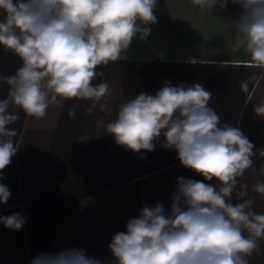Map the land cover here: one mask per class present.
<instances>
[{"label": "clouds", "instance_id": "clouds-1", "mask_svg": "<svg viewBox=\"0 0 264 264\" xmlns=\"http://www.w3.org/2000/svg\"><path fill=\"white\" fill-rule=\"evenodd\" d=\"M231 2L242 9L236 26L245 63L264 69V0ZM192 3L209 12L229 0ZM156 8L157 0H0V46L21 61L14 74L0 76L8 86L7 97L0 99V181L20 150L17 130L10 127L20 116L10 108L42 118L51 105L75 99L92 101L91 113L100 98L111 95L97 69L120 60L134 39L148 38ZM241 87L247 92V82ZM211 97L199 83L166 81L154 95L140 93L121 103L115 119L97 121V136L106 133L133 153L154 151L163 135L162 147L175 149L181 165L203 177L176 178L169 212L157 202L129 218L126 231L114 234L108 245L115 264H249L260 250L264 213L254 210V200L245 198L248 186L241 183L247 170H257L255 145L237 127L221 123L209 107ZM254 112L264 117V101ZM259 156L264 158V149ZM259 171L264 174V165ZM254 191L264 195V181H257ZM234 193L239 202H231ZM11 195L0 182V205ZM25 223L20 212L0 214V224L13 231ZM31 264L102 262L84 249L69 248L40 253Z\"/></svg>", "mask_w": 264, "mask_h": 264}, {"label": "crops", "instance_id": "crops-1", "mask_svg": "<svg viewBox=\"0 0 264 264\" xmlns=\"http://www.w3.org/2000/svg\"><path fill=\"white\" fill-rule=\"evenodd\" d=\"M241 12L231 0L209 12L192 0H157V22L150 25L148 38L134 39L120 60L97 69L103 71L100 80H107L111 95L100 98L91 113L92 101L75 99L51 105L42 118L10 108L20 116L10 125L17 130L14 140L20 150L3 171L0 182L12 195L0 205V214L20 212L26 223L19 231L0 224V264H31L40 253L69 248L115 264L108 245L114 234L126 231L129 218L157 202L169 212L177 177L203 180L181 165L175 149L162 147L163 135L154 151L133 153L106 133L97 136V121L115 119L121 103L140 93L154 95L170 81L173 86L201 84L212 93L209 107L221 123L238 128L262 70L245 63L248 57L236 26ZM20 64L0 46V76L14 74ZM242 82H247V92ZM7 95L8 86L0 81V99ZM85 136L90 138L81 141ZM241 183L248 186L245 198L254 200V210L264 213V200L254 199L246 174ZM231 202H239L236 193ZM249 264H264V240Z\"/></svg>", "mask_w": 264, "mask_h": 264}, {"label": "trees", "instance_id": "trees-1", "mask_svg": "<svg viewBox=\"0 0 264 264\" xmlns=\"http://www.w3.org/2000/svg\"><path fill=\"white\" fill-rule=\"evenodd\" d=\"M262 101H264V69L261 70L251 93L243 105L238 123V129L255 145V148L253 149L256 153V156L254 157V167L257 170L253 171L252 169H249L245 174L252 195L256 200H264V195L254 191V185L256 182L264 181V174H261L259 171L260 166L264 165V158L259 156V150L264 149V117H258L254 112V106ZM85 199L81 200V202L75 206V209L80 204L84 203V201H86Z\"/></svg>", "mask_w": 264, "mask_h": 264}]
</instances>
